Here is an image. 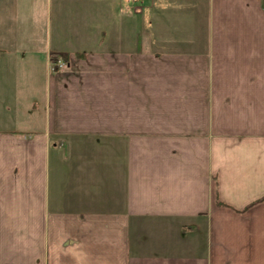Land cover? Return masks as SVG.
<instances>
[{"label":"crops","instance_id":"obj_1","mask_svg":"<svg viewBox=\"0 0 264 264\" xmlns=\"http://www.w3.org/2000/svg\"><path fill=\"white\" fill-rule=\"evenodd\" d=\"M0 264H264V0H0Z\"/></svg>","mask_w":264,"mask_h":264},{"label":"trees","instance_id":"obj_2","mask_svg":"<svg viewBox=\"0 0 264 264\" xmlns=\"http://www.w3.org/2000/svg\"><path fill=\"white\" fill-rule=\"evenodd\" d=\"M59 58H61V60H63L65 63L69 62V54H53L52 55L53 60H58Z\"/></svg>","mask_w":264,"mask_h":264},{"label":"built area","instance_id":"obj_3","mask_svg":"<svg viewBox=\"0 0 264 264\" xmlns=\"http://www.w3.org/2000/svg\"><path fill=\"white\" fill-rule=\"evenodd\" d=\"M138 0H127L128 3H136ZM53 65L59 70L63 69L66 65L65 63L61 60L59 62H54Z\"/></svg>","mask_w":264,"mask_h":264}]
</instances>
